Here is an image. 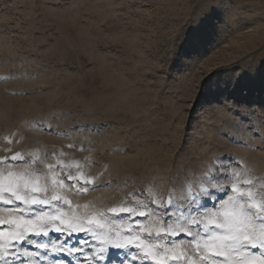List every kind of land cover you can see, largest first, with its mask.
Returning a JSON list of instances; mask_svg holds the SVG:
<instances>
[{
  "label": "rangeland",
  "instance_id": "1",
  "mask_svg": "<svg viewBox=\"0 0 264 264\" xmlns=\"http://www.w3.org/2000/svg\"><path fill=\"white\" fill-rule=\"evenodd\" d=\"M260 110L262 0H0V157L10 147L102 164L91 171L117 184L70 195L80 214L84 204L103 212L132 188L155 195L217 167L250 170L259 186L264 129L253 116L247 131V113ZM73 143L88 151L69 153ZM10 207L0 206V219ZM128 222L109 218L103 231H124ZM132 251L112 250L105 264H123Z\"/></svg>",
  "mask_w": 264,
  "mask_h": 264
},
{
  "label": "snow or ice",
  "instance_id": "2",
  "mask_svg": "<svg viewBox=\"0 0 264 264\" xmlns=\"http://www.w3.org/2000/svg\"><path fill=\"white\" fill-rule=\"evenodd\" d=\"M248 115L252 131L256 116L264 129V110ZM43 127V125H41ZM47 132L54 130L49 126ZM79 126L72 129L78 131ZM95 131V129H93ZM12 142L9 141V144ZM69 153L88 151L73 143ZM0 157L6 175H0V206H11L0 219V264H65L54 257H80L75 264H105L112 250L130 252L128 264H264V183L247 171L214 168L179 188L157 191L146 186L132 188L116 206L103 212L78 213L70 195L109 188L117 181L104 179L103 165L89 161L73 164L70 154L55 159L56 153ZM222 159V158H221ZM240 169L239 162L235 165ZM231 180V184L222 181ZM216 192L223 195L217 199ZM205 201L212 202L210 206ZM127 218L124 231L105 232V221ZM51 233L64 239L57 244ZM83 236L79 247L68 245ZM36 237L37 239H34ZM188 243L179 248L180 241ZM111 241V242H110ZM29 245L34 251L25 248ZM99 249V251H97ZM112 264H117L116 260Z\"/></svg>",
  "mask_w": 264,
  "mask_h": 264
},
{
  "label": "crops",
  "instance_id": "3",
  "mask_svg": "<svg viewBox=\"0 0 264 264\" xmlns=\"http://www.w3.org/2000/svg\"><path fill=\"white\" fill-rule=\"evenodd\" d=\"M262 2L264 3V0H262Z\"/></svg>",
  "mask_w": 264,
  "mask_h": 264
}]
</instances>
